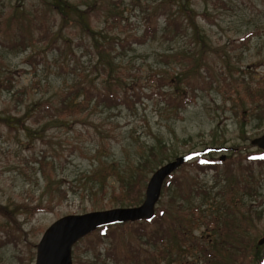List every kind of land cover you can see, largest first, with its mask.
<instances>
[{
	"label": "rangeland",
	"instance_id": "obj_1",
	"mask_svg": "<svg viewBox=\"0 0 264 264\" xmlns=\"http://www.w3.org/2000/svg\"><path fill=\"white\" fill-rule=\"evenodd\" d=\"M47 1L50 39L31 27L42 0H0V264H35L45 230L65 215L140 205L156 169L207 147L221 148L202 156L210 167L198 158L182 165L156 207L171 211L170 223L188 220L193 238L172 229L171 243L155 244L146 233L159 222L99 231L74 246L73 264H257L264 160L245 157L262 152L252 140L264 134V0H63L65 21L57 0ZM138 37L146 41L130 43ZM202 41L201 86L191 90ZM110 71L129 102L97 104L98 93L115 90ZM184 96L192 101L177 106ZM64 98L84 107L45 111ZM131 182L140 195L121 191ZM215 217L223 234L208 224ZM139 227L147 232L138 236ZM130 241L140 259L124 257ZM229 243L241 247L230 252Z\"/></svg>",
	"mask_w": 264,
	"mask_h": 264
},
{
	"label": "trees",
	"instance_id": "obj_2",
	"mask_svg": "<svg viewBox=\"0 0 264 264\" xmlns=\"http://www.w3.org/2000/svg\"><path fill=\"white\" fill-rule=\"evenodd\" d=\"M42 2H44L43 5H40L39 7H36L35 10L33 11V14H32L33 16L30 18V21H31V27L33 29L39 30V31L42 32L43 35H46V33H48L47 29L49 28V24L47 23L46 20H48L50 18L49 13L51 12V9L48 8V7H52V4L49 5L47 0H42ZM55 5L57 6V8L53 6L54 10L58 11V13L63 15V20L64 21L67 20V18H69L70 14L68 12H66V13L64 12L66 9H68V6H65L66 5V1L57 0V3ZM62 7H63V9H62ZM18 9H19V7H18ZM179 9L181 11L187 12L188 17L190 16V13H191V9L190 8L186 7L185 5H181V7H179ZM18 12H20V14H22L21 10H17V12H14L13 15H18L17 14ZM80 14L83 15L84 12H80ZM167 20H168V24H170L171 21H172V20H170V18L167 19ZM191 20H192V18H191ZM115 21H117V19H115ZM176 21H178V20H174L173 23H175ZM49 35H50V33H49ZM46 39H50V37H48L46 35ZM144 41H146V38H139L138 37L136 39V41L133 40L130 43H139V44H141ZM200 43H201V49L199 50V52L196 53V57L193 55V58H195V59H193V61L194 62L196 61L195 65L193 67V70H194L193 72H194V75L196 76V78H195L196 86L193 85L194 87L191 88V90H195L197 88H200L199 86H201V84H199V82H200L199 78H200V75L202 74V73H200V71L202 69V65H203V62H204L203 61V58H204V53L203 52H204V49H205L206 45H204L205 44L204 41H202ZM126 44H127V42L124 41V46ZM187 55H189V53L185 51L184 54L182 55V58H184ZM106 62L110 65V62H108V60ZM188 66L190 67L191 65H188ZM208 70H209V68L206 67V71H208ZM183 71H185V70L183 69ZM202 71L206 72L205 70H202ZM188 74H190V69H187L185 71V75H188ZM113 76H114L113 72L110 71L109 76H108V84L112 83V81L113 82L115 81L116 82L115 90L109 88V89L104 90V92L98 93L95 96L97 98V104H105V105L111 106V105H116V104L122 103V101L125 100V99H127L128 102H129V99H128L129 98V93H127V92L126 93L125 92L124 93H120L121 90L116 89V88H119L121 85L118 84L117 78L113 77ZM155 80H157L159 83H162L163 85L164 84H167V85L171 84L170 79H168L165 76L155 77ZM133 93H134V95L138 94L136 92H133ZM162 94L165 95L164 96V100L169 105H171V104H173V102H175L174 98L172 97L174 93L170 94L169 96H166L167 95V91L166 92L163 91ZM67 100H68L67 98H64L62 101H60V102H62L61 107L56 106V105H52V103L48 102V103H46L44 105L45 111L52 112V110H53V111L56 112V115H64V114L69 115L71 112L79 110V109L84 107V102L83 101L78 104V103H75V101H73V103L67 102ZM190 100H191L190 96H184L183 98L176 100L177 101V106H179V107L184 106V105H186V104H188V103H190L192 101V100L191 101ZM86 101L90 102V100H86ZM187 101H189V102L187 103ZM87 106H89V105H87ZM153 155H154V153H152V156ZM240 160H242V158ZM245 160L249 161L250 164L252 162L261 164L263 162V160H264V150H262V152L259 151V152L254 153V154L250 153V155H247L245 157ZM195 162H196V165L198 167H206V166L210 167V165H211V162L209 163L207 160L206 161L202 160V157L198 158ZM186 164L187 163H185L184 165H186ZM172 175L170 177H168L167 180H166V185H167L168 191L171 190L172 181H170V180L172 179ZM186 177L187 176L184 173L182 179H184ZM179 184H180V182L178 183V185ZM175 185H176V183H175ZM133 187H135V188L138 187L139 188L137 190V192H139L138 195H140V192L143 189H141L140 185L137 182L135 184L133 182H131V183L122 185L121 191L123 192L124 190H129L131 192V191L134 190ZM191 192H193V191L191 190ZM181 197H183L184 199H188L189 198V193H184V194L181 195ZM138 199L139 198L134 199L131 203L133 204L135 202L134 203V205H135L136 203L139 202ZM229 210H230V208H229ZM170 213H171V211L169 209L164 208L151 221L127 222V223H124V224L115 225V227H113L114 225L113 226H105V227H102V228L98 229L97 231H94L91 234L87 235L85 237V239H88V237H91L94 234L96 235V233H99V231H100V233L98 234V237L99 238H103V237H105V236H107L109 234L108 231H110V229H116V230L120 229L122 231V233L124 234V227H125V229L127 227L128 228H132V227H134V225L136 223L139 224L142 227L143 225H151V224H155L156 222L157 223L159 222V224H160L159 228H157L156 230L154 229L151 234H147L146 233L147 232L146 229L145 230H140V227H139L138 230H137V235L140 236V235H144L146 233V235H149L150 241L154 242L155 244H157L159 242H161V243H171L172 242L171 240L174 239V237H172V233L171 232H173L172 229H174L175 236L179 240H181V241H189V239H190V237H192V235L190 233L191 231H189V226H188L189 222H188V220L183 219V218L180 219L181 217L180 218L176 217L177 220H172L171 223H170V220L169 221L167 220V219H169V217L168 216L165 217L166 214L170 215ZM156 217H158V219H155ZM168 222L170 224H172V227L168 224ZM208 224L213 226V227H215V228L217 227L218 228L217 231L220 234L221 233L223 234V230H222L221 227H219L220 225H219L218 220H217L216 217H215V219L212 222L209 221ZM174 225H176V226H174ZM173 226H174V228H173ZM228 230L229 229L227 227L226 233L228 232ZM242 241H243V239H241V241H240L241 244H242ZM194 244H195V241L191 242L192 246ZM241 244H239V245H233L232 244L231 245L229 243L230 246L227 247V250L230 251V252H233L234 249L241 247ZM128 245H129L130 249L126 250V254H124L125 255L124 257L126 258V260L130 259V258L140 259L139 257L141 255V249L137 248L134 245V242H131V241L128 243ZM205 247L206 246L204 244H201L199 246V248H201V249H205ZM114 249L116 250V245L114 246ZM238 256H240V255H238ZM232 264H236V263H232ZM257 264H264V246H263V248L261 250V255L259 257V260H258Z\"/></svg>",
	"mask_w": 264,
	"mask_h": 264
},
{
	"label": "water",
	"instance_id": "obj_3",
	"mask_svg": "<svg viewBox=\"0 0 264 264\" xmlns=\"http://www.w3.org/2000/svg\"><path fill=\"white\" fill-rule=\"evenodd\" d=\"M252 144L264 150V134L254 138ZM212 150L213 147H207L190 152L156 169L148 181L145 199L140 205L69 214L59 218L45 230L38 243L35 264H73L75 244L97 229L127 222L152 220L166 179L183 164ZM224 159L222 156L221 160ZM259 243H264V236Z\"/></svg>",
	"mask_w": 264,
	"mask_h": 264
}]
</instances>
